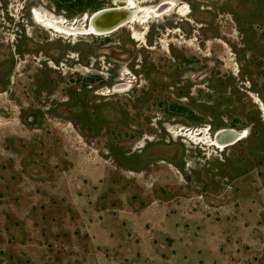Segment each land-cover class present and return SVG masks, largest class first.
Here are the masks:
<instances>
[{
	"label": "rangeland",
	"instance_id": "obj_1",
	"mask_svg": "<svg viewBox=\"0 0 264 264\" xmlns=\"http://www.w3.org/2000/svg\"><path fill=\"white\" fill-rule=\"evenodd\" d=\"M73 1L0 0V264H264V0Z\"/></svg>",
	"mask_w": 264,
	"mask_h": 264
},
{
	"label": "water",
	"instance_id": "obj_2",
	"mask_svg": "<svg viewBox=\"0 0 264 264\" xmlns=\"http://www.w3.org/2000/svg\"><path fill=\"white\" fill-rule=\"evenodd\" d=\"M133 4L126 0L122 4H115L111 6H104L94 10L90 15L84 14L78 18L80 22H83V26L86 25L85 32L104 34L111 32L121 25L127 23L132 18V11H139V8H133ZM135 13V14H136ZM87 19V21H84ZM241 135V132L231 127L219 128L215 135L218 144L225 145L229 142L236 140Z\"/></svg>",
	"mask_w": 264,
	"mask_h": 264
},
{
	"label": "trees",
	"instance_id": "obj_3",
	"mask_svg": "<svg viewBox=\"0 0 264 264\" xmlns=\"http://www.w3.org/2000/svg\"><path fill=\"white\" fill-rule=\"evenodd\" d=\"M93 0H74L72 4H70V7H76L79 11H84L88 9L89 4H91ZM59 1L56 2L57 6L60 7V4H58ZM102 7L101 4H96L92 8L93 10H96L98 8ZM76 9V10H77Z\"/></svg>",
	"mask_w": 264,
	"mask_h": 264
},
{
	"label": "flooded vegetation",
	"instance_id": "obj_4",
	"mask_svg": "<svg viewBox=\"0 0 264 264\" xmlns=\"http://www.w3.org/2000/svg\"><path fill=\"white\" fill-rule=\"evenodd\" d=\"M128 1H130L132 4H133V8H138L137 6H136V3H134V1L133 0H128ZM139 8H140V10L139 11H137V13L135 14V18L133 19H131V20H137V19H144L143 17L145 16V13H147V12H145L146 11V9H147V7H143V6H139ZM140 11H143V15L141 16V18H138V16H139V13H140ZM34 15H35V17L37 18V19H39L38 18V15L36 14L37 13V10H34ZM131 20H129V21H131ZM128 21V22H129Z\"/></svg>",
	"mask_w": 264,
	"mask_h": 264
},
{
	"label": "bare ground",
	"instance_id": "obj_5",
	"mask_svg": "<svg viewBox=\"0 0 264 264\" xmlns=\"http://www.w3.org/2000/svg\"><path fill=\"white\" fill-rule=\"evenodd\" d=\"M132 15H133V17L135 16V11H132ZM85 20H87V19H85ZM82 23V22H81ZM67 25H68V23H67ZM71 25V24H70ZM85 28H86V25H84L83 26V23L81 24V27H80V29H81V31H85ZM69 30V29H68ZM77 30V29H76ZM75 30V31H76ZM70 31V30H69ZM72 32V31H71ZM75 33V32H74ZM76 33H78V31L76 32ZM215 141V143H217L218 141L215 139L214 140ZM219 145H222V144H219Z\"/></svg>",
	"mask_w": 264,
	"mask_h": 264
}]
</instances>
